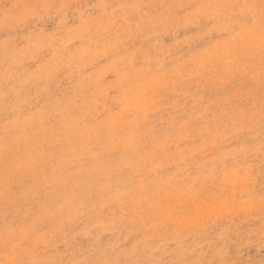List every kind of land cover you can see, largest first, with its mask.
<instances>
[{"label":"rangeland","instance_id":"obj_1","mask_svg":"<svg viewBox=\"0 0 264 264\" xmlns=\"http://www.w3.org/2000/svg\"><path fill=\"white\" fill-rule=\"evenodd\" d=\"M0 264H264V0H0Z\"/></svg>","mask_w":264,"mask_h":264}]
</instances>
